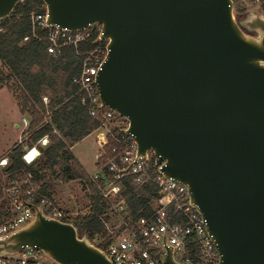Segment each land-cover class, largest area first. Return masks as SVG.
Wrapping results in <instances>:
<instances>
[{
    "label": "water",
    "instance_id": "1",
    "mask_svg": "<svg viewBox=\"0 0 264 264\" xmlns=\"http://www.w3.org/2000/svg\"><path fill=\"white\" fill-rule=\"evenodd\" d=\"M24 1L0 0V21ZM42 1L49 26L102 27V106L128 119L137 160L152 152L188 186L219 264H264V15L240 20L234 0ZM35 212L0 239V258L34 248L56 264H114L75 224Z\"/></svg>",
    "mask_w": 264,
    "mask_h": 264
},
{
    "label": "built area",
    "instance_id": "2",
    "mask_svg": "<svg viewBox=\"0 0 264 264\" xmlns=\"http://www.w3.org/2000/svg\"><path fill=\"white\" fill-rule=\"evenodd\" d=\"M255 1V0H251ZM30 16V39L48 43V52L56 55L63 48L92 43L93 49L86 51L82 72L75 82L85 94L83 103L90 106V116L100 122L96 142L101 150L103 163L90 176V185L100 196L105 207L101 221L106 230L105 237H96L91 242L100 248L114 264H163L166 246L173 249L174 260L179 264H219L220 253L215 240L207 230V221L191 203L189 188L164 173L165 161L152 152L149 158L137 160L138 144L128 135L129 121L118 113L102 106L97 85V76L108 59L107 42L100 40L102 27L95 25L84 31H70L47 24V10ZM44 32V35H40ZM45 104L49 103L44 97ZM49 145L45 137L27 150L24 148L22 161L33 166L41 156L40 148ZM110 148V152H107ZM99 163V161H98ZM9 160L0 161L6 168ZM132 178L138 189L153 186L161 200L152 202L153 213L133 221L127 205L125 181ZM4 200L8 217L0 224V239L5 238L27 225L35 217V202L42 201L41 209L50 218L73 223L80 216L64 213L56 202L42 194L41 186L32 173L24 172L21 177L5 183ZM92 208V205H91ZM90 212L87 214L89 215ZM85 215V216H87ZM0 264H56L45 259L41 251L25 248L19 255L1 257Z\"/></svg>",
    "mask_w": 264,
    "mask_h": 264
},
{
    "label": "trees",
    "instance_id": "3",
    "mask_svg": "<svg viewBox=\"0 0 264 264\" xmlns=\"http://www.w3.org/2000/svg\"><path fill=\"white\" fill-rule=\"evenodd\" d=\"M43 6L42 0H25L16 6L9 18L0 21V87L9 88L18 102L21 116L31 120L23 133L27 140L10 150L7 156L9 164L1 173L6 176L7 182L21 177L24 172L32 173L41 186L42 194L51 199L53 189L47 183L49 175L55 181L86 182L92 193L91 213L78 217L75 225L80 237L87 235L93 241L96 237L106 236L101 221L105 207L90 185L89 174L71 152L74 146L100 127V122L90 116L89 104L83 103L85 94L75 82L82 72V54L93 49V45L88 42L78 49L69 46L51 55L47 42L30 39L23 43L25 37L31 36V14L43 11ZM261 9L264 13V0ZM40 35L43 36L44 32ZM44 97L48 98V104H45ZM45 137L49 138V145L40 148L41 156L35 165L27 166L22 161L24 148L33 147ZM107 152H110V148H107ZM103 162L100 159L98 165ZM1 173L0 224H3L8 213ZM125 185L127 190L124 196L133 221L150 216L153 209L149 205L161 200L158 190L153 186L138 189L132 178L125 181ZM35 205L41 207L42 201L37 199ZM62 221L70 222L67 219ZM100 248L105 249L103 246Z\"/></svg>",
    "mask_w": 264,
    "mask_h": 264
},
{
    "label": "rangeland",
    "instance_id": "4",
    "mask_svg": "<svg viewBox=\"0 0 264 264\" xmlns=\"http://www.w3.org/2000/svg\"><path fill=\"white\" fill-rule=\"evenodd\" d=\"M263 0H237L234 1L235 13L237 16L244 14V17L249 14L264 15L261 9ZM241 9H243L241 11ZM17 100L7 87H0V156H7L10 150L18 143L27 140L23 133L28 129L31 120L28 117H22L17 105ZM27 118V121L24 120ZM74 153L81 160L88 169V172L94 174L96 172V155L98 154V147L96 145L95 137L90 136L77 144ZM2 157V158H3ZM1 161V159H0ZM97 163V161H96ZM4 170L0 167V173ZM1 173L3 185L6 183V176ZM48 184L53 185L55 188L61 185L54 177L49 175L47 177ZM67 187H62L60 190L65 195L66 199H72L77 195L78 200L83 203L86 197L83 191L87 190V184L81 181L70 182ZM85 197V198H84ZM73 222V217L70 219Z\"/></svg>",
    "mask_w": 264,
    "mask_h": 264
},
{
    "label": "crops",
    "instance_id": "5",
    "mask_svg": "<svg viewBox=\"0 0 264 264\" xmlns=\"http://www.w3.org/2000/svg\"><path fill=\"white\" fill-rule=\"evenodd\" d=\"M17 105H18V103H17ZM19 112H20V110H19ZM24 120L27 121V118H24ZM90 136H94L95 137V141H96V134L95 133L91 134ZM89 137H87V138H89ZM96 145H97V142H96ZM76 146H78V145H76ZM76 146H74L71 149V152L73 153L74 157L78 160V162L80 163L82 168L85 170V172H87L90 175V173L88 172V169L85 166V164L82 163L81 160L74 153V151L76 149ZM97 147H98V145H97ZM7 156H5V157L0 156V159L1 160L6 159ZM100 158H101V150L98 147V154L96 155L97 163L95 161L96 170H97L98 161L100 160ZM58 182L61 183V185H59V186L57 185L56 188L53 185H51V184H49V185H51V187L53 189V190H51V193L53 194V200L60 207V209L64 213H66L68 215H71V216H85V215H87L90 212V208H91V204H92V202H91V198H92L91 188L87 185V190L83 191V195L86 197V200H84V202L81 203L78 200L77 195H74L72 197V199H66L65 195L62 194V191L60 190L62 187H67L68 186V185H64V184H68L70 182H73V183L75 182L76 183L78 181H58ZM47 183H48V181H47ZM84 183H86V182H84Z\"/></svg>",
    "mask_w": 264,
    "mask_h": 264
},
{
    "label": "flooded vegetation",
    "instance_id": "6",
    "mask_svg": "<svg viewBox=\"0 0 264 264\" xmlns=\"http://www.w3.org/2000/svg\"><path fill=\"white\" fill-rule=\"evenodd\" d=\"M240 20H243L244 19V14H240Z\"/></svg>",
    "mask_w": 264,
    "mask_h": 264
}]
</instances>
